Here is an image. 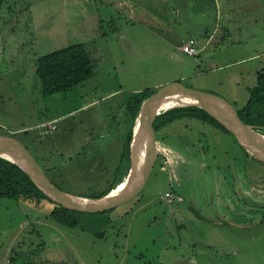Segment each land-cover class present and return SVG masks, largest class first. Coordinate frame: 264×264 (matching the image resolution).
Instances as JSON below:
<instances>
[{
    "label": "rangeland",
    "instance_id": "1",
    "mask_svg": "<svg viewBox=\"0 0 264 264\" xmlns=\"http://www.w3.org/2000/svg\"><path fill=\"white\" fill-rule=\"evenodd\" d=\"M191 40L196 56L182 50ZM78 44L87 46L94 76L45 96L37 60ZM263 70L264 0H0V134L20 141L55 185L77 196L95 199L115 182L133 129L126 105L134 94L175 84L239 111ZM170 130L193 153L175 169L192 202L167 197L175 186L159 156L135 201L84 216L78 228L51 219V206L2 198L0 264L21 252L54 256L56 264H264V220L238 231L217 227L216 234L201 218L216 208L217 167L248 175L249 166L264 165L229 164L226 152L237 158L244 150L197 119L176 121L157 141ZM227 189L234 192L232 184Z\"/></svg>",
    "mask_w": 264,
    "mask_h": 264
},
{
    "label": "trees",
    "instance_id": "2",
    "mask_svg": "<svg viewBox=\"0 0 264 264\" xmlns=\"http://www.w3.org/2000/svg\"><path fill=\"white\" fill-rule=\"evenodd\" d=\"M35 68L41 80L45 96L67 93L92 78L95 74L89 50L84 44L72 45L44 55L37 60ZM156 92H158V89H148L134 94L129 99L126 105V114L133 123H135L141 107ZM248 92V100L237 112L245 124L264 132V70L258 75L257 86L253 89H248ZM184 118L197 119L211 124L233 136L231 132L210 114L194 106L175 108L165 112L156 118L153 128L157 134L162 128ZM132 126L134 127V124ZM132 139L133 129L130 130L123 143V154L121 163L117 169L115 182L102 195L94 197L95 199L108 195L127 175L131 166L130 145ZM142 192L143 190L134 199L125 204L135 201ZM2 198L27 203L42 210H46L51 206L50 218L69 228H78L84 220L83 217L89 215L66 209L53 202L19 166L0 158V199ZM115 209L99 214L113 213Z\"/></svg>",
    "mask_w": 264,
    "mask_h": 264
},
{
    "label": "water",
    "instance_id": "3",
    "mask_svg": "<svg viewBox=\"0 0 264 264\" xmlns=\"http://www.w3.org/2000/svg\"><path fill=\"white\" fill-rule=\"evenodd\" d=\"M170 104L174 106L165 108ZM190 106L206 111L231 132L245 150L264 161V135L245 124L233 105L217 95L187 90L175 84L165 86L153 94L141 107L135 119L130 145L131 166L133 167L135 150L136 168L128 187L117 196H111L114 189L98 199L77 196L62 190L50 180L27 148L13 136L0 134V158L19 166L35 185L58 205L86 214L108 212L134 199L146 186L157 156L156 132L153 128L156 118L169 110Z\"/></svg>",
    "mask_w": 264,
    "mask_h": 264
},
{
    "label": "crops",
    "instance_id": "4",
    "mask_svg": "<svg viewBox=\"0 0 264 264\" xmlns=\"http://www.w3.org/2000/svg\"><path fill=\"white\" fill-rule=\"evenodd\" d=\"M189 43L190 41L184 44L182 50ZM195 48L198 50V53L196 54L198 55L201 51L197 47ZM202 123H204V125H207L208 128L213 129V134L215 135V138L222 136L228 139L229 137H231V135L228 136L229 134L222 132L220 129L216 128L213 125L210 126V124L208 123ZM172 124L162 128L161 130L168 129V127H170ZM174 132L175 130H170V133H168L167 135L165 134L166 136L161 135L162 139L160 143L159 141H157L156 137V146L159 147L157 151V156H159V160L162 161V163L164 164L162 170L168 172L170 182L175 186V188H173L172 192L170 193V195L175 198L174 201H180L181 203L183 200L186 199L192 202L196 197L193 194L185 192L182 189L183 183L182 185L180 184V176L175 175V169L181 163L188 164L189 161H191L193 158V153L188 155L182 151V148H179L180 142H184V138L180 135L169 136L171 133ZM167 140H169L171 144L175 143L178 147L169 144ZM233 140L235 143L238 144L239 149L242 148L244 150V153L242 154L243 156L239 154L237 158H234L231 157L232 154L226 152L227 161L229 162V164H232V161H235V163H242L245 166L248 163H250L249 165H251L252 162L256 161L257 163L260 162L262 163V165H264L263 160L252 156L247 150H245V148H243L238 143L235 137H233ZM228 145L234 148V145L230 141H228ZM189 146H192L191 143L189 144ZM202 154L203 158H206L205 150L202 151ZM210 157V161H214L217 163L218 157L216 155H210ZM250 159H253L254 161ZM249 167L251 168L249 170L248 175L245 170L237 171L236 173L233 172L231 166L227 167L228 172L225 174L221 172L220 167L216 168V173H218L214 178V200L216 198V208L214 209L213 207H211L213 208V210H208V214H211V216L201 217L204 218L203 220H207L208 222H210V224L214 225L213 231L216 232V234H221L220 231H216L217 227H221V230L230 228L236 229L238 231L241 229H250L252 227H255L257 224L264 220V168L261 165L259 167ZM231 184L234 186V192L227 189V187ZM223 208L224 213L222 211ZM196 212L198 211L196 210ZM248 214L251 215L248 216ZM237 215L243 217L244 220H238L236 218ZM225 248L232 250V248H228L226 246ZM58 259L54 256H41L34 254L33 252H21L20 254H15L14 256H11V259L7 260L6 264H56V260ZM66 262L67 260L63 258L62 264H65Z\"/></svg>",
    "mask_w": 264,
    "mask_h": 264
},
{
    "label": "bare ground",
    "instance_id": "5",
    "mask_svg": "<svg viewBox=\"0 0 264 264\" xmlns=\"http://www.w3.org/2000/svg\"><path fill=\"white\" fill-rule=\"evenodd\" d=\"M172 106H174V104H170V105H167L165 108H170V107H172ZM134 147V146H133ZM130 160H131V158H130ZM133 161H134V163H133V167L132 166H130L131 168H132V170L130 171V169H129V171H128V173H127V175L124 177V179L115 187V189H114V191H113V193H112V195L111 196H117L118 194H120L122 191H124L127 187H128V185H129V183L131 182V180H132V176H133V174H134V169L136 168V164H137V156H136V151L134 150V158H133ZM132 165V164H131Z\"/></svg>",
    "mask_w": 264,
    "mask_h": 264
},
{
    "label": "built area",
    "instance_id": "6",
    "mask_svg": "<svg viewBox=\"0 0 264 264\" xmlns=\"http://www.w3.org/2000/svg\"><path fill=\"white\" fill-rule=\"evenodd\" d=\"M183 50L185 53H187L189 55H196L198 53V50L194 46V41H190V43L188 45H186ZM52 128L55 129L56 127L53 125ZM167 197L170 199L173 198V196H171L170 194H168Z\"/></svg>",
    "mask_w": 264,
    "mask_h": 264
}]
</instances>
